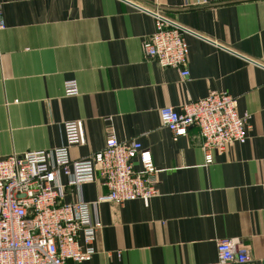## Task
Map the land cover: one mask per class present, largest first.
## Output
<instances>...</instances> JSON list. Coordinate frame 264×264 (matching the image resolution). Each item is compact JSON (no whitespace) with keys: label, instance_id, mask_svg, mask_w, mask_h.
<instances>
[{"label":"crops","instance_id":"obj_1","mask_svg":"<svg viewBox=\"0 0 264 264\" xmlns=\"http://www.w3.org/2000/svg\"><path fill=\"white\" fill-rule=\"evenodd\" d=\"M155 16L189 32V77L145 59ZM0 18V159L63 147L64 122L82 120L73 159L113 132L150 151L158 171L148 203L98 204L84 264H217L227 238L264 264V0H0ZM66 81L77 96L64 94ZM223 92L250 116L249 137L208 165L197 128L174 138L159 111ZM105 194L99 182L80 188L87 202ZM77 196L66 188L65 201Z\"/></svg>","mask_w":264,"mask_h":264},{"label":"built area","instance_id":"obj_2","mask_svg":"<svg viewBox=\"0 0 264 264\" xmlns=\"http://www.w3.org/2000/svg\"><path fill=\"white\" fill-rule=\"evenodd\" d=\"M154 18V32L142 41L145 59L189 77L190 51L185 40L189 32L161 16ZM3 27L0 18V29ZM63 87L66 96L79 94L75 81H66ZM159 116L174 138L184 137L189 128L196 127L208 165L214 153H223L231 144H243L249 137L250 116L239 115L236 99L225 92L212 93L179 109L160 108ZM63 135V147L0 159V264H84L96 253L94 243L101 227L98 204L120 206L132 200L146 204L157 194L158 171L150 151L138 141H118L109 132L101 150L73 159L69 149L86 141L83 121L64 122ZM62 178H66L65 185ZM95 182L106 194L87 202L81 198L80 188ZM67 187L76 189V200L65 201ZM216 243L217 264L250 262L249 251L234 240L218 239Z\"/></svg>","mask_w":264,"mask_h":264}]
</instances>
